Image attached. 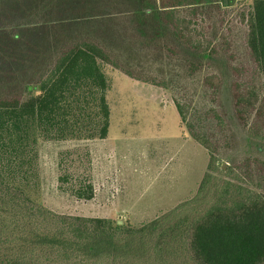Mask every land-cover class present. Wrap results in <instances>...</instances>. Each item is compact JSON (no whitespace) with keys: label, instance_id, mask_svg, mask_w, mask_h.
<instances>
[{"label":"trees","instance_id":"obj_1","mask_svg":"<svg viewBox=\"0 0 264 264\" xmlns=\"http://www.w3.org/2000/svg\"><path fill=\"white\" fill-rule=\"evenodd\" d=\"M227 1L0 0V264H130L176 243L194 264H264V0L240 14L242 55ZM104 64L174 88L189 135L209 153L198 192L229 158L204 211L182 204L126 228L31 197L42 141L107 137ZM198 72L201 105L182 85ZM59 179L79 198L94 196L89 180Z\"/></svg>","mask_w":264,"mask_h":264},{"label":"rangeland","instance_id":"obj_2","mask_svg":"<svg viewBox=\"0 0 264 264\" xmlns=\"http://www.w3.org/2000/svg\"><path fill=\"white\" fill-rule=\"evenodd\" d=\"M252 2L225 3L231 26L227 32L241 55L245 53V26L240 22V14ZM103 69L110 85L107 137L42 141L40 180L37 188L29 189L31 197L56 213L107 218L126 228H139L182 204L197 208L192 213L204 211L212 202L215 186L225 177L229 158L220 157L222 171L198 192L209 153L189 135L174 103V88L131 78L109 64H104ZM203 74L198 72L182 84L195 93L197 105L205 101L201 89ZM227 109L230 110V104ZM65 172L91 181L94 196L83 199L73 194L68 183L59 179ZM173 247L163 256L149 251L130 264H194L179 243Z\"/></svg>","mask_w":264,"mask_h":264}]
</instances>
